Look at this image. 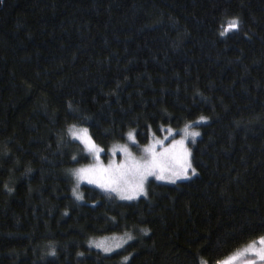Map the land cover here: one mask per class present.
Listing matches in <instances>:
<instances>
[{
	"label": "trees",
	"instance_id": "16d2710c",
	"mask_svg": "<svg viewBox=\"0 0 264 264\" xmlns=\"http://www.w3.org/2000/svg\"><path fill=\"white\" fill-rule=\"evenodd\" d=\"M186 125L192 178L75 186L73 126L107 150ZM261 236L264 0H0V264H217Z\"/></svg>",
	"mask_w": 264,
	"mask_h": 264
},
{
	"label": "snow or ice",
	"instance_id": "6c2138e0",
	"mask_svg": "<svg viewBox=\"0 0 264 264\" xmlns=\"http://www.w3.org/2000/svg\"><path fill=\"white\" fill-rule=\"evenodd\" d=\"M237 27V21L233 20L229 22L227 28ZM227 30V29H226ZM224 33L222 32L221 35ZM205 119L204 117L200 118ZM170 131V130H169ZM73 137L79 138L90 151H99L92 143L91 139L87 135V129L74 130L70 129ZM199 133L196 131H188V126L185 127V136L196 137ZM130 140H135L132 132L128 133ZM159 144L162 151L157 154L155 145ZM121 151L126 153L128 158H132L131 152H129L126 146H121ZM145 155L139 160H132L129 164L127 160L116 168L102 169L101 174L97 175L96 170L93 169H80L76 171L75 175L78 179H87L89 183H98L101 188L108 191L117 193L122 199H133L135 196L144 193V181L149 176H155L157 180L168 179L171 182H175V178L186 176L188 169L192 167L189 159L190 153L184 147V139L174 140L168 146H164L163 142L157 140L152 145H147L143 149ZM193 173L195 169H192ZM170 173V175H165ZM74 195L77 199L82 197L73 189ZM128 239H131L129 236ZM257 242H250L244 249L238 251L233 256L218 261L217 264H233L235 260L243 257L246 253H252L256 259L264 262V236L258 238ZM96 247H101L105 251L111 250V245H105L103 242H96ZM115 247H120L119 244ZM127 260V257L124 258ZM203 264V262H202ZM245 264H254L252 260H246Z\"/></svg>",
	"mask_w": 264,
	"mask_h": 264
},
{
	"label": "rangeland",
	"instance_id": "374dc122",
	"mask_svg": "<svg viewBox=\"0 0 264 264\" xmlns=\"http://www.w3.org/2000/svg\"><path fill=\"white\" fill-rule=\"evenodd\" d=\"M196 127V125H195ZM189 128L188 131H196L199 133V130L197 128ZM83 128H79V129H74V130H80ZM134 135V132H132ZM179 135H175V131L173 130H166L165 132H163L161 135H156L153 136L147 144H138L135 136V140H130L127 136V138L125 139V141H122L121 143L115 144L113 147L104 150L100 147H98L90 138L88 132L87 135L88 137L91 139L92 143L96 146L97 149H99V151H90L89 148L85 145L84 142H82L81 139L73 137L77 142L80 143V145L83 148V152L78 154V156H76V158L79 157H87V160L85 161H80L79 163L75 164L73 167H71V177L74 181L75 186H80V185H91L93 187H96L99 190H102L104 192L107 193H111L114 196H116L118 199L123 200V201H133L136 200L140 197L145 196L146 194V186L149 180H155L157 182L160 183H166V184H175L179 181H185L188 180L190 178H192V176L194 175L192 169L193 167H191L190 169H188L186 176H181L180 178H175V182H171L168 179H163V180H157L155 178V176H149L146 178V180L144 181V193L135 196L133 199H122L117 193L115 192H111L108 191L104 188H101L99 186L98 183H89L87 179H78L77 176L75 175L76 171L80 170V169H95L96 170V174L99 175L101 174V170L102 169H109L110 166L111 168H116L117 166L121 165L122 163H124L126 160L129 164L132 163V160H139L141 159L145 153L143 151L144 147L147 145H152L154 144L155 141L160 140L163 142L164 146H168L169 144H171L174 140H181L182 138L184 139V147L188 150V152L191 154L190 148L191 145L194 143V141L196 140V138H198V136L196 137H192V136H185V129L180 130ZM121 146H126L129 150V152H131L132 154V158H128L126 153L121 151ZM155 149L157 154H159L162 151V148L159 144L155 145ZM189 159L191 161V155H189ZM192 165V164H191ZM165 175H170V173H166ZM98 242H103L105 245H111V250L116 249L117 247H115V245L117 244H121L122 242V238L118 237V236H113L110 238H107L105 240H99ZM257 242V246H259L258 244V240ZM101 248V247H99ZM103 251H105L103 248H101ZM244 249V248H243ZM242 250V249H241ZM240 250V251H241ZM110 251H106V252H110ZM236 254V253H235ZM233 256V255H232ZM252 260L254 262V264H264V262H261L259 260L256 259L255 255L252 253H246L243 257L238 258L237 260H235L233 262V264H245L246 260Z\"/></svg>",
	"mask_w": 264,
	"mask_h": 264
}]
</instances>
